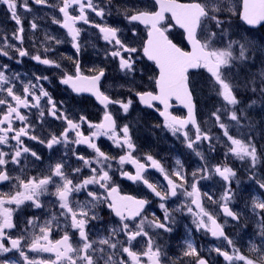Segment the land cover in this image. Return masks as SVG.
I'll return each instance as SVG.
<instances>
[{"label": "snow or ice", "instance_id": "1", "mask_svg": "<svg viewBox=\"0 0 264 264\" xmlns=\"http://www.w3.org/2000/svg\"><path fill=\"white\" fill-rule=\"evenodd\" d=\"M0 3L6 5L10 19L16 24L10 35H0V55L9 57V53L14 52L15 56L9 58L22 62L20 58L29 57L30 53L23 47L25 28L19 10L31 13L33 9L29 0H0ZM31 3L58 9L62 17L53 16L51 22L66 30L77 52L82 48V29L77 27L78 23L98 29L99 38L106 44L101 54L105 60L116 63L125 79V83L117 87L125 89L128 95L113 99L107 90H101L105 68L93 67L88 70L91 74L85 75L77 58L73 61L74 72L63 71L60 83L76 94L90 93L102 106L103 113L95 123L79 113L72 118L65 102L53 99L41 83L48 81V76L32 74L31 79L25 80L21 79L20 73L9 76V65L0 64V183L12 184L16 189L0 193V264H162L167 254L153 237L172 233L177 223L175 214L181 212L192 217L191 223L196 231L224 241L230 250L217 246L202 254L190 229L188 238L183 241L184 259L180 264H210L212 252L222 256L227 264H264V180L256 176L258 165L264 163V143L256 140L247 111L258 101L264 106V71L251 75L243 83L234 75L236 69L249 60L256 46L244 37L239 40L233 38L231 19L237 10L232 0H124L120 7L111 0H59L58 5L50 4L49 0H31ZM89 11L100 17L102 23L90 20ZM73 12L78 14L73 15ZM114 12L122 18L113 21L116 26L104 19L112 17ZM238 14L249 26L264 25V0H241ZM125 22L133 37L140 25L145 27L147 39L139 48L132 46L135 41L126 43L121 39L124 29L119 25ZM38 27L35 19L29 22L33 32ZM177 27L184 30L190 50L169 39L168 33ZM41 43L47 45L43 48L45 55H31L30 59L61 69V64L46 54L54 51L52 45L63 41L46 32ZM141 55L158 67V75L152 78L155 91L137 90L135 77L143 71L138 67ZM201 68L210 73L208 87L217 101L205 115L220 135H210V130L202 129L197 119L200 90L191 79V70ZM242 88L258 96V101L252 100L242 106L243 102L238 97ZM132 96L140 104L155 108L163 117L162 124L156 127L181 139L185 147L199 157L202 163L195 170L189 173L177 158L175 168L169 173L153 155L145 154L142 158L133 155L137 151L133 139L135 124H118L117 117L110 110L111 106H118L120 112L128 114L134 103ZM173 100L187 110L186 115H174L170 111ZM156 102L162 105V110L156 107ZM22 109L28 110L29 114H24ZM33 109L41 128L47 117L60 121L62 128L59 133L48 131L44 139L36 135L34 124L29 121ZM16 122L21 126L14 127ZM102 136L108 137L124 152L118 160L98 146L96 141ZM24 138L44 145L49 151H60V156L50 160L44 169L37 168L36 175H28V164L36 166L43 158L25 144ZM261 139L264 140V136ZM221 143L225 148L224 159L209 164L201 147L206 144L209 152H215ZM4 146H7V151ZM80 146L92 150L91 158L78 151ZM230 157L247 165L245 171L250 173L249 179L258 186L259 194H250L243 210H234L233 207L240 195L238 186L241 181L237 170L227 162ZM73 161L79 166H73ZM113 161H116L115 170ZM125 164L133 165L135 173L124 171L121 166ZM11 165L17 167L10 168ZM85 169L90 173L87 176L83 175ZM149 169L161 173L166 183L151 182ZM16 171L20 174H10ZM116 171L144 185L152 196L159 198L163 220L155 214L149 219L145 212L150 203L147 198L121 194L113 179ZM214 180L221 189L218 195L201 191L202 181ZM82 192L86 197L83 201L77 198ZM48 196L55 198L48 203L53 208L58 205V209H49L47 219L28 217L20 227L16 213L21 206L27 204L33 209L44 210L47 205L42 197ZM181 197L184 199L177 207L169 210L167 203L172 198L180 200ZM205 200L210 207L215 206L218 214L224 217V223H220L217 215L205 207ZM103 208L110 211L109 221L105 222L100 215ZM249 209L257 218L260 239L259 245L248 241L251 258L241 253L225 232L229 218L233 226L246 227L242 220H247L244 213ZM97 221L103 222L102 225L94 223ZM93 228L97 230L93 231ZM55 230L62 234L53 240L51 237ZM70 232L78 236L75 246ZM141 242L143 248L136 250ZM29 253H49L52 258H30Z\"/></svg>", "mask_w": 264, "mask_h": 264}, {"label": "flooded vegetation", "instance_id": "2", "mask_svg": "<svg viewBox=\"0 0 264 264\" xmlns=\"http://www.w3.org/2000/svg\"><path fill=\"white\" fill-rule=\"evenodd\" d=\"M51 4V3H50ZM29 5L32 7L33 11L31 13H26L23 10H19V14L21 15V19L25 28V42L23 47L28 49L30 56L43 53V48L47 45L42 44L41 42L44 40L45 33H50L57 38L61 39L63 43L59 45H52L54 51L47 53L48 58L53 59L61 64V69H56L55 67H50L46 65H42L37 63L36 61L30 59L29 57L20 58L22 62H17L14 57L15 53L10 52L9 57H4L0 55V64L9 65L10 71L7 73L11 76L13 73H20L21 79H31L32 74L38 76H48V81H41L44 88L47 89L53 99L60 101L63 100L65 102V107L69 110V114L72 118H75L76 114H83L88 117L92 122H99L102 117L103 109L102 106L99 105L98 101L90 95L76 94L68 86L60 83V78L63 74V71H67L69 73L74 72L73 61L75 59H79L81 70L85 75H90L91 73L88 71L93 67H103L105 68L106 76L104 80H102V91L107 90V94L116 98H124L128 95L125 89L117 87L119 84H124L125 79L122 78V73H120L117 69L116 63H114L113 67L109 64L108 60H105L104 56L101 54L102 50L105 49L106 44L103 39L99 38L98 29L93 28L91 25H85L83 22L78 23L77 27L82 29L80 36L81 43V51L77 52L73 44L71 43V38L67 37L66 30L63 29L60 25L53 24L51 19L53 16L56 18H61L62 14H58V9L56 7L48 8V7H40L37 5H32L31 0H29ZM73 15L78 14L77 12H73ZM93 13L89 11V19L94 21L95 17L92 19ZM35 19L39 25L38 29L33 32L29 28V22ZM101 19L98 17V20ZM95 23V22H94ZM16 28V24L14 21L10 19V14L6 8V5L0 3V35H10ZM264 31V27L262 29ZM171 31H175L177 33L176 41L180 44L184 43L183 34L177 29L173 28ZM170 34V32H169ZM137 35L140 41H144L146 38V29L143 26H139L137 28ZM136 35V36H137ZM122 39V36H121ZM17 45L19 46L18 42ZM141 44V43H140ZM33 45L35 47H33ZM139 48V47H138ZM138 67L143 71L138 73L135 77V84L137 90L140 91H155V86L153 84L152 78L158 75V72L154 66V64L149 63L144 56L141 55L140 62L138 63ZM116 77L112 75V70ZM130 79V78H129ZM18 83V82H17ZM134 101L132 111L139 112L141 114V118L135 125V134H134V142L136 144L137 151L133 153L137 158H142L145 154L153 155L157 160H160L164 165L165 169L169 171V173L175 168V160L179 158L185 169L187 166L191 165L190 161H197L200 163V159L197 156H192L185 152L184 149H177L181 146H184V143L181 139H178L174 136H167V131L162 130L161 128L156 127V125H160L163 122V117L160 116L159 112L155 110V108H148L147 106H143L139 103L138 99L135 96H132ZM156 107L162 110V107L156 103ZM2 108V106H0ZM110 110L113 112L114 116L117 117L118 124L129 123L130 122H122L119 120L118 113H121L118 110V106H111ZM24 114H29L28 110H21ZM172 113L179 116H184L185 114L177 108L172 109ZM29 121L35 126V134L39 135L41 139L45 138V134L48 131L56 132L57 134L62 128L60 121H53L51 117H47V122L44 124L43 128L40 127V123L36 118V110H31V115H29ZM20 122H16L14 127H19ZM149 129V131L147 130ZM150 129L155 133L156 131L162 130L163 134L161 138H151L150 137ZM85 134H87L88 129L85 126ZM25 144L33 148V150L37 151L38 154L43 158L42 162L36 166H33L31 163L28 164L27 174L28 175H36L37 168L44 169L50 160H55L60 156V151H49L44 145L37 143L36 141H30L27 138H24ZM98 146L104 151L107 155L118 157L123 155L124 152L117 148L112 141L108 137H100L99 140L96 141ZM163 145V149L161 146ZM177 149V150H176ZM4 150L7 151V146H4ZM168 150V151H167ZM204 154L210 156L207 162L209 164H216L224 159V146L217 145L215 152H209L207 150V146L204 145L200 149ZM78 151H81L83 155L91 158L93 155L91 149H87L86 146H80ZM141 162H144L141 159ZM230 166L234 167L233 161H227ZM73 166H79L73 161ZM17 166L11 165L10 168H16ZM93 167H96L93 164ZM124 171L135 173V168L131 164H125L121 166ZM190 167V166H189ZM113 169H116V161H113ZM187 170V169H186ZM195 168L191 165L188 172L191 173ZM12 175H19V171L11 172ZM90 173L87 169L84 170L83 175L87 176ZM111 174V173H110ZM250 175V174H249ZM244 176V175H243ZM245 177V176H244ZM148 178L153 183H158L162 185L166 183L164 181L163 176L155 169H149ZM115 183L120 187L122 195H132L137 197L147 198L150 203L146 207V214L149 216V219L152 218V215L155 214L156 217L163 220V209L159 208L160 200L159 198H155L152 196L146 187L140 183L133 182L126 177H123L119 174V171H116V174L113 177ZM251 180V179H250ZM256 187L257 184L254 180H252ZM94 188L95 186H90ZM213 187V186H211ZM16 189L12 184L8 183H0V193L3 192H14ZM190 190V189H189ZM202 192L211 191V194L216 193L217 195L221 191L219 186H216V190L213 188L209 189L207 185H201ZM77 198L83 201L85 197V193H80L77 195ZM216 198V197H214ZM181 197L180 200L176 198H172V201L167 203L169 210L177 207V205L183 200ZM55 198L48 196L42 197V201H44L47 207L44 210L33 209L29 207L27 204L22 205L20 210L16 213V218L20 227H23V221L32 216H39L41 219H47L48 210L52 209L55 211L58 209V205L53 208L52 204H49V201H54ZM205 207L209 208L210 211L213 212L214 215H217V219L220 223H224V217L218 214V210L215 206H209L208 202L205 200ZM234 210H237L233 205ZM100 215L104 217V221H109L111 219L110 211L106 208H103L100 212ZM177 223L174 227V231L168 234H161L159 238L153 237L154 240L160 244L162 251L167 254V259L162 260V264H170V262H174V264H180V260L184 259L182 256L183 250V241L188 238L189 230L191 229V236L197 244L198 249L202 254H207L210 248L213 247H222L225 250H230L226 248L225 242L222 240H217L216 238L211 237L210 235H205L203 232L196 231L194 226L191 223L192 217L186 212L176 213ZM97 225H102L103 222L97 221L94 222ZM243 223V220H242ZM240 227L233 226V222L229 218L228 225L225 227L226 234L233 240L235 243V237L237 230ZM96 228H93V231H96ZM62 233L59 230H55L52 239H59ZM70 235L73 236V244L74 246L77 243L78 236L73 235L70 232ZM92 238V237H90ZM143 242L138 246L136 250L143 248ZM245 255H249L251 258V254L249 252H242ZM12 255V254H9ZM30 258L36 259H49L52 258L49 253H29ZM18 258V257H17ZM210 264H227V262L223 259L222 256L216 255L214 252L211 253Z\"/></svg>", "mask_w": 264, "mask_h": 264}, {"label": "rangeland", "instance_id": "3", "mask_svg": "<svg viewBox=\"0 0 264 264\" xmlns=\"http://www.w3.org/2000/svg\"><path fill=\"white\" fill-rule=\"evenodd\" d=\"M55 5H58L59 0H54ZM106 2V0H105ZM113 4H115L117 7H120L122 3H124V0H111ZM232 3L234 4L235 8H238V1L237 0H232ZM227 15V13L225 14ZM95 17L94 21L95 23H102L101 19L98 20V17L93 15L92 19ZM107 23L113 24L114 20H120L122 19L119 16L115 15V12L112 17H105L104 18ZM125 23L120 24L119 26L124 29V35L122 36V40H125L126 43L135 41L132 46H137L139 45L140 39L138 38V35L133 37L132 34L128 31V28L125 27ZM113 26H116L113 24ZM230 32L235 33L234 39L239 40L241 37H244L247 40L252 41L255 44V50L252 52L251 57L249 60L242 65H240L234 75L236 76V79L243 83L246 79H248L251 75L255 74L258 75L261 71H264V33H258V32H246L242 27H240L239 23L237 22V11L235 14L232 15L231 19V28ZM222 46V45H218ZM109 64L114 65V62L111 60H108ZM114 69L112 70V75H114ZM209 75L203 69L202 72L198 75V78L195 79V83L198 86V89L200 90V111H199V116L200 120L202 123V126L206 130H210V133L212 135H220L221 133L219 130L213 126V122L210 120H207V116L205 113L209 110V108L212 107L213 104H216V98L214 94L210 91L208 85L210 83L209 80ZM238 97L242 100L243 105L250 104L252 100H257L258 101V96L253 95L250 91L247 89L242 88L241 92L238 93ZM248 111V116L250 120L253 122V132L255 134V138L258 141H261V143H264V140H262V136H264V106H262L259 101L256 105H254L251 109H247ZM119 117V120L122 122H130V124H135L139 121L141 118V114L139 112H133L132 109H130L128 114L124 113H118L117 114ZM204 121H207V123H204ZM246 123V122H245ZM149 131V129H147ZM167 136H172L170 132H167ZM150 137L151 138H161L163 137L160 133H155L153 130L151 131L150 129ZM220 146H223L221 143ZM163 149V145L161 146ZM186 147L181 146L177 149H184ZM176 149V150H177ZM168 151V150H167ZM188 154H191L193 157L195 156L193 153H191L188 150ZM206 160H208L207 154H205ZM234 163V169L237 170L238 177L240 179V184L238 186V191L240 193L239 196L236 198V204L234 205L236 209L238 210H243L245 202L248 200V197L250 194L256 195L259 194L258 188L254 184L252 180L249 179V174L248 172L245 171L247 168L246 164H242V162L233 159ZM192 162L191 165L196 169L202 162L198 164L197 161L193 160L190 161ZM191 165H189L191 167ZM187 166L186 169H190V167ZM245 177H244V176ZM257 179H262L264 180V163L258 165L257 167V173H256ZM201 185H207L209 189L213 188L216 190V186H219L217 181H202ZM213 186V187H211ZM234 187H237L235 184L233 185ZM209 194H211V191H208ZM220 193V192H219ZM245 216H247V220H243V224L246 225V227L239 228L236 233L235 237V246L239 248L240 251L242 252H248V241L252 240L254 241L257 245L260 244V239L258 237V229H257V223L256 220L257 218L251 215L250 209L244 213Z\"/></svg>", "mask_w": 264, "mask_h": 264}, {"label": "water", "instance_id": "4", "mask_svg": "<svg viewBox=\"0 0 264 264\" xmlns=\"http://www.w3.org/2000/svg\"><path fill=\"white\" fill-rule=\"evenodd\" d=\"M243 21V20H242ZM244 22V21H243ZM245 23V22H244ZM246 24V23H245ZM247 25V24H246ZM249 26V25H248ZM258 26H260V25H256V26H250V27H253V28H256V27H258ZM183 30V29H182ZM184 31V30H183ZM185 39H186V37H185ZM186 41H187V39H186ZM187 44L189 45V47L191 48V45L189 44V42L187 41ZM157 67V66H156ZM158 68V67H157ZM178 106H180L181 108H184L182 105H178ZM185 109V108H184Z\"/></svg>", "mask_w": 264, "mask_h": 264}]
</instances>
